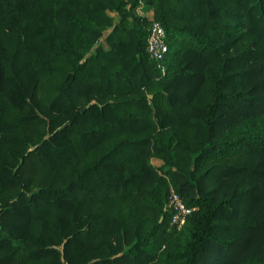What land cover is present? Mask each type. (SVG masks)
Here are the masks:
<instances>
[{
    "label": "trees",
    "instance_id": "trees-1",
    "mask_svg": "<svg viewBox=\"0 0 264 264\" xmlns=\"http://www.w3.org/2000/svg\"><path fill=\"white\" fill-rule=\"evenodd\" d=\"M143 1L166 29L160 61ZM120 30L167 104L154 116L127 97ZM164 119L177 142L151 147ZM159 170L194 208L181 229L169 195L142 202ZM0 264H264V0H0Z\"/></svg>",
    "mask_w": 264,
    "mask_h": 264
},
{
    "label": "rangeland",
    "instance_id": "rangeland-1",
    "mask_svg": "<svg viewBox=\"0 0 264 264\" xmlns=\"http://www.w3.org/2000/svg\"><path fill=\"white\" fill-rule=\"evenodd\" d=\"M47 9L51 10L52 8H56L57 3L55 2H46ZM45 7V6H44ZM57 10V8H56ZM138 12L141 15H144L150 19V21L154 18V8L152 5L146 4L145 1L142 2L141 6L138 8ZM111 15H114L117 20L122 19V16H118L114 12H110ZM65 15L61 13L60 11L57 10V13L54 15V22L57 26V31H66V23H65ZM151 24V23H150ZM36 27L35 29H37ZM113 29V27H111ZM108 29L102 39L105 42V45L107 48H110V43L107 40V36L109 35L110 30ZM25 26L23 25V37L26 39V33H25ZM106 40V41H105ZM122 42L121 44L123 45L122 49L125 47H128L125 53V59L126 61H129L127 64L128 68L124 69V72L126 76L130 79L132 85L137 88L138 90H134V92H131L129 96L127 97H135V96H146L147 103L151 106V115L154 116L155 111H163L167 109V104L165 103V100L163 96L160 93H156V90H149L148 87L151 86V83L147 82L146 80H141V72L136 76L135 74L131 73V68H134V66L137 64V60L135 58L134 54V49L132 46V40H131V32L128 30H120L117 31L116 36H115V43ZM113 44V45H116ZM44 55H40L38 52H32L29 54L27 57V63L28 66L36 72L38 76L41 78L43 77H49L51 78L52 81L56 80L58 78V74L51 73V71H47L42 67V61L44 60ZM123 57V58H124ZM123 62L121 63L120 66H123ZM118 67V64L115 65ZM144 83H142V82ZM142 85H145L144 87L141 88ZM135 88V89H136ZM141 88V89H139ZM156 121V120H154ZM147 130L152 133V144L151 147L154 146L153 144H158V148L161 147H166L168 145L175 144L177 142L176 138V132L178 130L177 125L174 126V124H168L166 122V119L164 120H157L156 123L152 124L150 127L147 128ZM156 140L158 142H156ZM152 150L156 151L154 148ZM151 162L154 166H161L164 163V158L162 155H159L156 153L151 154ZM158 173L154 175V180L153 184L148 185L146 188H144L141 192L142 196L144 198L142 199V202H147L155 205H161V202L165 201L166 198L169 195V191L171 187H174V181L172 178V175L169 172H165L164 170H159L157 171ZM153 193V194H152ZM162 202V203H163ZM117 253H113L111 256H115Z\"/></svg>",
    "mask_w": 264,
    "mask_h": 264
},
{
    "label": "built area",
    "instance_id": "built-area-1",
    "mask_svg": "<svg viewBox=\"0 0 264 264\" xmlns=\"http://www.w3.org/2000/svg\"><path fill=\"white\" fill-rule=\"evenodd\" d=\"M147 51L156 61L164 58L168 51L166 29L160 21L151 20L149 27V36L147 39ZM167 208L172 211L171 228L181 229L186 223L188 216L194 208L187 205L183 197L174 187H171L167 202Z\"/></svg>",
    "mask_w": 264,
    "mask_h": 264
}]
</instances>
